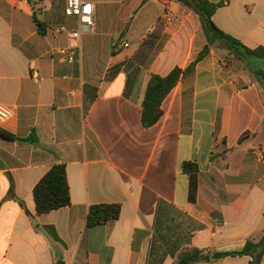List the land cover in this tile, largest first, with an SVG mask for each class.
Masks as SVG:
<instances>
[{
  "label": "crops",
  "instance_id": "0c3cea01",
  "mask_svg": "<svg viewBox=\"0 0 264 264\" xmlns=\"http://www.w3.org/2000/svg\"><path fill=\"white\" fill-rule=\"evenodd\" d=\"M90 1L95 26L69 64L55 31L78 29L66 0H0V103L14 112L0 129L16 137L0 138V264H176L188 249L205 252L199 264H250L212 255L264 236V60L211 50L146 127L151 76L197 58L201 21L176 0ZM210 1L223 32L264 47V0ZM185 162L199 168L196 202ZM57 164L71 204L37 215L34 188ZM96 205H120L119 219L88 228Z\"/></svg>",
  "mask_w": 264,
  "mask_h": 264
},
{
  "label": "trees",
  "instance_id": "16d2710c",
  "mask_svg": "<svg viewBox=\"0 0 264 264\" xmlns=\"http://www.w3.org/2000/svg\"><path fill=\"white\" fill-rule=\"evenodd\" d=\"M183 6L193 11L200 19L207 44L198 54L197 58L186 68H174L167 76L152 75L146 89L143 100L142 121L146 127H151L161 118L162 103L164 99L177 86L182 76L193 72L217 44L228 53L240 60L253 58L264 60V47L250 49L239 40L223 32L214 22L213 16L220 4L210 0H176ZM39 30L45 31L44 25L37 21ZM147 40L143 48H152L153 42ZM264 82V70L258 71L256 75ZM0 138L6 141H15L16 137L0 129ZM37 144L38 140L30 137L26 140ZM183 171L189 178V201L196 202L198 193L199 168L195 163L185 162ZM36 205V214L44 215L53 211L66 208L71 204L70 187L67 180V169L65 164L53 166L37 183L33 191ZM121 213L120 205H96L90 208L87 215V227L96 228L104 226L119 219ZM205 252L197 249H188L178 258L176 264H199L203 262ZM264 256V236L259 240L249 239L241 251L214 253L213 259L220 260L227 257H249L250 264H261Z\"/></svg>",
  "mask_w": 264,
  "mask_h": 264
},
{
  "label": "built area",
  "instance_id": "2783aa9c",
  "mask_svg": "<svg viewBox=\"0 0 264 264\" xmlns=\"http://www.w3.org/2000/svg\"><path fill=\"white\" fill-rule=\"evenodd\" d=\"M65 15L69 18H76L79 26L75 31H69L65 26H58L55 31L57 33H67L70 39V46L60 50L65 62L72 64L75 61V55L80 47V40L84 33L90 32L95 26L94 6L90 0H66ZM163 19L167 26H171L175 22V17L170 9H166L163 13ZM125 48L129 44L124 45ZM38 82V78L35 77ZM14 116L11 108L0 103V128L9 123Z\"/></svg>",
  "mask_w": 264,
  "mask_h": 264
},
{
  "label": "rangeland",
  "instance_id": "374dc122",
  "mask_svg": "<svg viewBox=\"0 0 264 264\" xmlns=\"http://www.w3.org/2000/svg\"><path fill=\"white\" fill-rule=\"evenodd\" d=\"M148 21H150V19H149ZM146 24H149V23H146ZM143 26H144V25H141V27H140L139 29H142ZM213 50H215V51H220V52H222V53H228V51L222 49V48L220 47L219 44L215 45V46L213 47ZM228 54H229V53H228ZM229 55H230V54H229Z\"/></svg>",
  "mask_w": 264,
  "mask_h": 264
}]
</instances>
